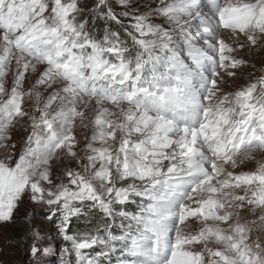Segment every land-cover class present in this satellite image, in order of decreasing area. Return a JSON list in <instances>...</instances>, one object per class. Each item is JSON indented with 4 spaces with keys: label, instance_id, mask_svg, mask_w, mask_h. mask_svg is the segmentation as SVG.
<instances>
[{
    "label": "snow or ice",
    "instance_id": "obj_1",
    "mask_svg": "<svg viewBox=\"0 0 264 264\" xmlns=\"http://www.w3.org/2000/svg\"><path fill=\"white\" fill-rule=\"evenodd\" d=\"M257 58L264 0H0V264H264Z\"/></svg>",
    "mask_w": 264,
    "mask_h": 264
},
{
    "label": "rangeland",
    "instance_id": "obj_2",
    "mask_svg": "<svg viewBox=\"0 0 264 264\" xmlns=\"http://www.w3.org/2000/svg\"><path fill=\"white\" fill-rule=\"evenodd\" d=\"M247 58V57H245ZM256 63L257 69L261 67L262 62L264 60L257 58L254 61ZM250 69L245 68L244 73L246 74ZM257 75H259V72H257ZM245 81L243 79H238L236 81V86H239L240 84L244 83ZM259 153L257 154L259 158ZM59 165H57L58 167ZM253 167L252 164H249L248 167L245 170H251ZM32 209H29L31 211ZM36 215L34 219L36 220V227L38 228H43L45 230V235L49 238L50 240V246L53 249V254H49L45 258V264H59V252L62 247L65 246V242L63 241L62 237L58 234L57 229L55 228V225L52 224L50 221L45 219V212L46 210L41 209L39 207L35 208ZM88 225L86 221L83 219H74L73 220V225H72V231L73 232H83L87 229ZM24 257V253L21 251L19 253H15V259L17 261L22 260ZM24 264H27V260H24Z\"/></svg>",
    "mask_w": 264,
    "mask_h": 264
}]
</instances>
